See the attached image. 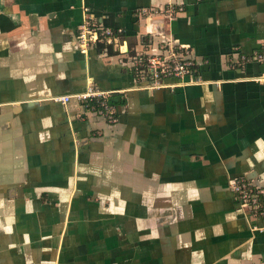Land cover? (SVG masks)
<instances>
[{
	"label": "crops",
	"instance_id": "0c3cea01",
	"mask_svg": "<svg viewBox=\"0 0 264 264\" xmlns=\"http://www.w3.org/2000/svg\"><path fill=\"white\" fill-rule=\"evenodd\" d=\"M129 54L77 44L85 22ZM196 83L149 89L167 42ZM264 0H0V264H264ZM93 80L116 123L73 97Z\"/></svg>",
	"mask_w": 264,
	"mask_h": 264
},
{
	"label": "built area",
	"instance_id": "2783aa9c",
	"mask_svg": "<svg viewBox=\"0 0 264 264\" xmlns=\"http://www.w3.org/2000/svg\"><path fill=\"white\" fill-rule=\"evenodd\" d=\"M84 13L85 22L76 36L77 44L82 53L86 54L92 45L102 43L116 47L121 54H129L128 45L123 50L125 46V41L122 39L123 30L114 31L94 23L95 18L90 14L88 7H84ZM166 44V54L138 53L130 56L136 80L145 81L149 89L175 87L176 85L168 83L170 80L188 84L198 82L196 74L198 65L189 56V52L183 47L177 51L174 45L170 44V41ZM256 58L257 61L264 63V55L260 54ZM255 80L264 84V73L256 77ZM109 95V92L97 89L94 81L89 80L85 92L75 96L56 97L54 100L66 104L75 97L80 102L85 103L87 107L97 108L98 113L105 116L110 123H116L118 121L117 111L116 107L110 103ZM231 190L241 208L254 211L264 220V188L255 187L245 179H238L232 182ZM254 229L264 231V225Z\"/></svg>",
	"mask_w": 264,
	"mask_h": 264
}]
</instances>
